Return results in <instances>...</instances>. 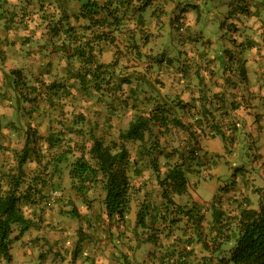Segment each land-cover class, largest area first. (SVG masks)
Listing matches in <instances>:
<instances>
[{
  "label": "rangeland",
  "instance_id": "obj_1",
  "mask_svg": "<svg viewBox=\"0 0 264 264\" xmlns=\"http://www.w3.org/2000/svg\"><path fill=\"white\" fill-rule=\"evenodd\" d=\"M84 1L0 0V167L15 165L22 148L29 146L32 151L22 165L26 179L35 173L47 182L35 203H31L32 208L23 207L33 226L13 242L11 251L21 240L29 244L22 258L20 253H13L17 259L14 264H43L39 261L47 257H41L43 250L51 253L48 264H161L160 254L174 236L184 238L183 233L189 234L191 228L181 220L167 234L168 239L161 236V247L144 241L150 231L136 225L135 214L143 203L151 207L160 204L161 199L148 157L133 163V158L140 155L139 143H125L132 165L130 203L124 222L106 217L100 184L93 185L85 196L72 189L69 164L86 151L91 133L107 144L117 141L118 133L137 113L155 104L167 106L179 96L186 101L181 100L186 107L177 108L174 114L184 122L192 121L199 109L198 96H203L201 102L213 109L219 105V111H213V120L229 138L226 143L219 135L201 138L196 169L188 175L187 192L175 195L174 200L180 204H200L205 210V228L211 219L212 196L223 193V187L233 186L236 196L248 197L255 207L264 190V142L260 136L263 127L257 121L260 113L250 107L254 95L238 70L250 51V37L245 38L250 29L233 21L236 30H229V36L227 30L222 33L221 21L226 28L229 23L224 20L223 5L215 0H198V7L194 6L196 0H174L178 10L175 7L157 18L153 10L159 9L150 7L141 21L131 12V6L137 2L129 0L124 4L126 9L118 8L123 20L112 32L114 43H98V59L110 64L111 76L108 85L96 90L81 87L74 77L80 63L60 47L69 26L88 37L98 30L97 21L76 16ZM235 1L238 3L233 7L234 13L241 4L240 0ZM118 2L107 0L105 4L113 7ZM257 2L264 9V0ZM187 7L195 10L197 30L203 31L205 38L201 39L194 29L188 31L185 15L177 13ZM105 15V11L97 14ZM107 16L98 24L115 28L111 16ZM53 26L59 34L54 35ZM197 66L198 76L194 72ZM13 69H18L20 75L12 85V77L7 74ZM217 74H225V78L219 80L215 78ZM52 83L55 85L50 87ZM220 84L230 85L232 90H219ZM54 87L55 91H50ZM207 119L206 124L211 125L212 118H203ZM51 132L57 138L49 145L44 137ZM154 132L163 153L170 151L172 145L181 146L187 136L171 124L165 133H157L156 127ZM174 160L176 155L167 159L158 155L160 171L165 170L166 162ZM134 167L139 173L134 174ZM221 195L227 204L232 192ZM232 244L226 242L214 252L210 264H225L218 258L228 256ZM193 247L196 258L209 254L200 244ZM0 264L11 262L0 258Z\"/></svg>",
  "mask_w": 264,
  "mask_h": 264
},
{
  "label": "trees",
  "instance_id": "obj_2",
  "mask_svg": "<svg viewBox=\"0 0 264 264\" xmlns=\"http://www.w3.org/2000/svg\"><path fill=\"white\" fill-rule=\"evenodd\" d=\"M134 1L137 4L131 6V12L136 13V19L140 21L147 8L155 7L154 0ZM105 2L85 0L76 14L89 22L97 21L99 28L91 37L86 36L85 33L74 31V26H69L66 29L67 38L60 44L64 52L69 53L80 63L74 77L79 81L81 87L90 86L96 90H102L103 84L108 85L111 76L110 64L98 59L101 52L98 43L101 41L114 43L115 36L112 32L123 20V14H119L118 8L122 11L126 9L124 4H127L129 0H120L113 7ZM238 6L235 13L233 10L229 13L235 22H241L248 12L244 0H241V4ZM103 11L106 12L105 16H97ZM153 13L156 11L153 10ZM107 15L111 16V22L114 23L115 28L98 24L101 21L104 22L106 18L108 19ZM169 22L174 25L173 20ZM228 23L227 31L236 30V23ZM221 25H224L223 22ZM52 31L54 35L59 34L55 26ZM224 51L227 52V50ZM198 67L194 71L197 76ZM238 70L241 77L245 78L244 65H240ZM19 75L18 69L8 72L7 76L12 77V85L15 84L16 76ZM54 85L52 83L50 87ZM53 90L55 91V87L50 91ZM202 97L198 96L200 104L196 114L199 116L196 115L192 121L184 122L174 114L177 108L186 107V104L181 102V100H185L179 96L177 100H171L167 106L155 104L149 110L137 113L127 127L118 133L117 141L113 140L107 144L100 137L91 133L89 136L91 142L86 151L75 156L69 164L68 175L71 187L76 193L85 196L87 190L93 185L100 184L103 190L102 203L106 217L124 222L130 203L129 171L132 165L125 143L136 141L140 145L138 152L140 155L133 158V163H141L144 156L148 157L147 164L155 175L161 199L160 204H153L151 207L143 203L135 214L136 225L143 230L147 228L150 231L144 241L161 247V236L168 239L167 234L181 220L191 228L189 234L183 233L184 238L174 236V240L166 246L164 253L160 254L161 264H210L212 258L215 257L214 252H218L226 242L233 244L227 250L228 256L218 258L220 262L225 264H264V190L260 192V199L253 207L250 205L248 197L242 195L239 198L236 196L233 186L223 187L221 189L223 193L212 196L211 219L207 228L204 226L205 210L200 204L195 201L180 204L174 200L175 195L180 196L187 192L188 175L196 169L201 138L208 135L212 137L219 135L225 143L229 138L220 125L213 120L215 118L213 111H219V105L215 104L217 106H214L213 109L212 106L201 102ZM254 97L258 98L257 95ZM206 117L212 118L211 125L206 124L208 119L203 120ZM169 124L182 130L187 136L181 146L172 145L170 151L163 153L160 141L155 136L154 127H156L157 133H165L168 131ZM52 133L50 136L44 137L49 145L54 144V140L57 138ZM1 136L0 117V139ZM30 151L32 150L29 146L23 147L15 165L5 169L0 167V258L6 262L11 261L12 243L33 226V220L24 214L23 207L32 208L31 203H35L38 199L35 197H39L47 183L46 180L40 178L39 174L35 173L26 179V172L22 165L30 155ZM158 155H163L165 159L176 155V160L171 163L166 162V168L162 172L157 162ZM133 172L137 174L139 170L134 167ZM229 192H232V196L229 198V202L224 204L221 194ZM147 218H150L149 221L146 220ZM15 227L18 228L16 234L12 236ZM193 244H200V248L209 254L196 258ZM45 251L40 252L41 257L47 256L48 250ZM71 257L74 258V254ZM192 259L195 260L192 261Z\"/></svg>",
  "mask_w": 264,
  "mask_h": 264
},
{
  "label": "crops",
  "instance_id": "obj_3",
  "mask_svg": "<svg viewBox=\"0 0 264 264\" xmlns=\"http://www.w3.org/2000/svg\"><path fill=\"white\" fill-rule=\"evenodd\" d=\"M215 1H217L219 4L223 5L222 7H224V12L222 13L225 16L224 20L226 22L235 21V19H233V16H231L229 13L231 12V10H233V7H235L238 2H236L235 0H215ZM197 2L198 0L195 1L194 6L198 7ZM154 3H155V8L159 9V11H156V14H158V16L160 17L163 13H167V12H170L171 10H174L175 7H176V10H178L177 3L174 0H154ZM245 3H246V8L248 9V12L245 18H243L242 21L239 23H242L243 25H245L246 29H250L249 33L246 32L247 36L245 38L250 37V39L251 38L254 39V41L247 39L249 40V47L247 48H250V51L249 53H247V55L244 56L245 80L249 84V87H250L249 90L251 91L250 94L258 96V98L256 99L253 96L254 101L250 107L253 106L252 109L254 111H258L257 114L260 113V115H257V121L261 122L262 124L261 128L262 127L263 128L260 132V136H261V140L264 142V72H263V67H264V9H260L262 4L257 2V0H244V4ZM184 9H185V12H184ZM184 9H179V12L177 13H179L180 15H185L183 19L187 25V30L193 31L194 29L195 32L198 31L197 33L199 34L197 35L201 39L205 38L204 32L201 30H197L199 20H198V17L193 14L195 13V10H191L189 9V7L184 8ZM222 22L223 21H221V23ZM221 23L219 24V27L221 28L222 33H225L224 31L227 30L226 25L222 26ZM227 33H228L227 35L229 36L231 34V31L229 32L228 30ZM234 37L235 36H231V39ZM205 42H207V45H210L208 44L207 38ZM226 44L227 46H229L230 42H227ZM231 75H234V73H232ZM215 78L219 80H223L225 78V74H217L215 75ZM218 89L219 90L227 89L228 91H231L232 87L230 85L220 84ZM12 245H11V248H12ZM26 245L27 246L29 245L28 242L24 243L23 240H21L19 241L18 244H15L14 251H11L10 249L11 264H14V262L17 261L13 253H16L18 255L20 253L21 258L24 256V253L26 254V251H27ZM50 254L51 253L48 252L47 257L39 261H41L43 264H48V262L51 261L52 259ZM52 264H61V263L57 262V263H52Z\"/></svg>",
  "mask_w": 264,
  "mask_h": 264
}]
</instances>
